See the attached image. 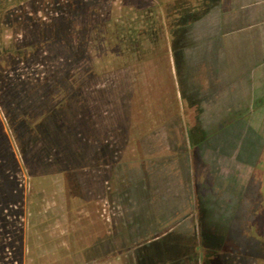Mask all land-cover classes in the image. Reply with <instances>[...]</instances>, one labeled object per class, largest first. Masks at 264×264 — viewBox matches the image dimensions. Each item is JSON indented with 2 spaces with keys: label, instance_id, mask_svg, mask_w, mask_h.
I'll use <instances>...</instances> for the list:
<instances>
[{
  "label": "rangeland",
  "instance_id": "1",
  "mask_svg": "<svg viewBox=\"0 0 264 264\" xmlns=\"http://www.w3.org/2000/svg\"><path fill=\"white\" fill-rule=\"evenodd\" d=\"M168 1L28 0L7 12L0 264H202L209 250L221 264H264V95L216 106L195 39L214 0L189 26L181 79L169 53L82 86L117 63L110 20L162 16ZM59 93L66 103L50 110Z\"/></svg>",
  "mask_w": 264,
  "mask_h": 264
},
{
  "label": "crops",
  "instance_id": "2",
  "mask_svg": "<svg viewBox=\"0 0 264 264\" xmlns=\"http://www.w3.org/2000/svg\"><path fill=\"white\" fill-rule=\"evenodd\" d=\"M215 2L217 10L202 20L195 39L206 54L200 68L218 87L216 106L228 109L264 95V0Z\"/></svg>",
  "mask_w": 264,
  "mask_h": 264
},
{
  "label": "trees",
  "instance_id": "3",
  "mask_svg": "<svg viewBox=\"0 0 264 264\" xmlns=\"http://www.w3.org/2000/svg\"><path fill=\"white\" fill-rule=\"evenodd\" d=\"M25 1L28 0H0V56L10 52L9 49L2 46L1 25L4 23L9 9ZM184 2L183 0H169L162 3V16L157 14L156 10H151L137 13L134 19L110 20L107 23L103 39L112 51L110 53L111 60L117 63L98 73L95 71V67L89 69L83 75L82 86L92 79L100 78L105 73H116L132 67V65H140L147 60L162 58L169 53L174 61L176 77L181 79L184 64L182 49L189 45V26L200 19L212 5L209 4V0L196 2L188 0L186 4ZM63 94H58L60 101H57L58 96H55L46 103V106L50 105V110L58 111L66 103V97ZM174 104L172 109L176 110V101ZM63 124L65 126L68 123L65 121ZM21 245L23 246V244ZM202 260V264H221L219 257L210 250L204 254Z\"/></svg>",
  "mask_w": 264,
  "mask_h": 264
}]
</instances>
